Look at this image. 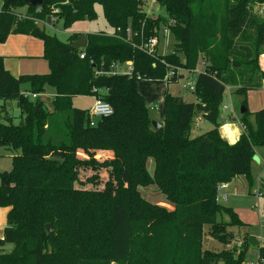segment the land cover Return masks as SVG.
I'll return each instance as SVG.
<instances>
[{
  "label": "trees",
  "instance_id": "16d2710c",
  "mask_svg": "<svg viewBox=\"0 0 264 264\" xmlns=\"http://www.w3.org/2000/svg\"><path fill=\"white\" fill-rule=\"evenodd\" d=\"M155 2L166 15L148 16L144 0H44L38 4L41 13L26 0L5 1L0 43L12 32L40 38L50 70L15 76L0 57V148L12 160L0 185V207L8 208L0 236V264H246L251 247L263 264L264 244L232 208L220 203L218 185L238 175L249 176L256 148L264 147V107L250 112L246 100V111L241 113L245 129L238 141L229 143L219 131L226 89L247 96L264 86L259 64L264 54V15L256 9L264 0ZM97 3L113 32L73 33L65 41L40 30L33 18L19 19L13 10L25 7L44 21L58 9L68 27L94 19ZM161 24L174 35L173 51L142 49L141 42L157 35ZM129 28L132 41L125 40ZM81 38L87 39V46L77 49L74 42ZM117 62H131L132 74H107ZM199 63L202 70L195 79L194 99L187 101L167 89L162 127L156 129L138 81L176 83L183 70L196 73ZM99 70L103 74H97ZM48 86L54 88L50 101L43 96ZM95 89L104 90L115 111L91 125L89 110L75 107L73 98L94 96ZM126 100L130 111L143 120L146 139H135L123 149L118 118L119 105ZM13 101L20 110L19 123L7 111ZM198 116L213 128L191 137ZM127 120L128 125H139L130 115ZM95 151H112L114 158L101 161ZM150 157L155 161L152 174L147 167ZM87 165L111 168L114 189L82 187L93 180L86 171H78ZM151 185L173 204L172 210L141 194L140 187ZM222 212L230 221L218 220ZM47 224L52 225L51 232ZM231 226L249 230L239 235V247ZM206 228L232 248H204ZM6 244L12 249L6 250Z\"/></svg>",
  "mask_w": 264,
  "mask_h": 264
},
{
  "label": "rangeland",
  "instance_id": "374dc122",
  "mask_svg": "<svg viewBox=\"0 0 264 264\" xmlns=\"http://www.w3.org/2000/svg\"><path fill=\"white\" fill-rule=\"evenodd\" d=\"M144 11L153 18H156L159 15H166L165 10L159 6L155 0H144ZM256 9L260 14L264 15V4L258 5ZM21 10H25V7ZM96 17L94 19H84L72 22L70 26L66 27L62 20H58L55 24L52 23L46 24V31L52 35H56L59 39L65 41L67 38L73 34H94L99 32H106L111 34L113 32L112 27H110L105 19L103 7L101 4H95ZM166 26L163 24L160 25L159 32L157 34L158 45L157 52L159 54H169L174 49L175 38L172 31L168 28L165 31ZM4 64V62H3ZM259 64L264 69V54L259 58ZM5 66V64H4ZM15 68V66L13 65ZM196 72L202 70V64L196 66ZM15 70H17L15 68ZM183 76L179 78L176 83H170V92L183 96L187 101L193 99V93L187 88L188 82L195 83V73L192 71L183 70ZM164 80H151V79H142L138 81L137 88L138 91L142 94L146 104L148 102L159 101V109H154V112H150V117L152 120H158L161 116L164 117L165 113V96L164 95ZM233 88H228L225 91V94L220 103V114L222 117H225L228 120V115H233L235 119L231 120L233 122V128L236 125H241V108L244 106V100H246V106L249 111L254 112L261 107H264V88L258 90H250L247 93V96L237 94L233 92ZM166 92V91H165ZM54 94V88L48 86L46 92L43 94L46 101H50L49 98H52ZM95 102V97L88 95H80L73 98V105L77 108L90 110L93 107ZM2 104V101H0ZM50 106V102H47ZM154 104V102L152 103ZM227 105L228 108L224 109L223 106ZM7 111L10 115L14 117V122H20V110L16 102L13 101L10 103V107L7 108ZM97 119V118H96ZM199 128L193 127L191 131V137H195L205 133L206 131L213 128V124L203 120ZM98 120V119H97ZM224 120H220L221 125ZM160 122V121H158ZM220 125V126H221ZM256 154L259 155L260 152H264V147H257L255 150ZM257 159L254 161L256 162ZM253 162L250 175H238L233 179V197H230L227 191L218 190V200L220 203L225 206L232 208L241 218V220L250 224V233L256 237L264 236V230L261 228L260 224L264 219V162L263 166H259L258 163ZM148 166L150 167V172L154 171V162L153 160L149 161ZM12 169V160L5 153L4 148H0V185L4 183L6 179L3 175L4 172H9ZM261 181H263L261 183ZM141 194L151 201L152 203L164 206L170 210L173 209V204L167 200L164 194H162L156 187V185H151L148 187H140ZM221 193V194H220ZM230 197V198H229ZM233 198V207L229 206ZM230 203V204H229ZM234 207H239L241 212H237ZM8 209L7 207H0V236L3 235L4 226L6 227L7 223ZM218 220H223L225 222L230 221V216L227 212H222L217 214ZM123 220L120 222L122 225ZM235 234L241 235L242 231L239 228L231 226L228 228ZM206 231L204 234V248L221 250L226 245L222 244L212 236H210ZM12 244H6L5 249H12ZM258 261V251L256 248L251 247L245 255V262L247 264L257 263Z\"/></svg>",
  "mask_w": 264,
  "mask_h": 264
},
{
  "label": "crops",
  "instance_id": "0c3cea01",
  "mask_svg": "<svg viewBox=\"0 0 264 264\" xmlns=\"http://www.w3.org/2000/svg\"><path fill=\"white\" fill-rule=\"evenodd\" d=\"M39 22L43 24V28L45 29L46 25L44 24L43 20L37 21L36 22L37 26ZM43 55H44L43 42L40 38L33 36V35L12 32L9 34V36L4 42L0 43V57H3L5 68L9 70L15 76H19L22 74L48 73L50 70L49 64L47 60L44 59ZM13 65L15 66L17 70H15ZM198 72L199 71L195 73V79H196ZM163 80L165 81L164 91H163L164 92L163 97H164L165 91H167V89L168 91H170V84H168L165 79ZM27 88L28 86H26L25 90ZM229 88H232V87H229ZM193 99H194V96H193ZM153 102L154 104H152ZM153 102L151 101L148 102V106H149V109L154 112L155 108L159 109V101L154 100ZM224 106L228 108L227 105H224ZM119 110H120V115H121L120 118H118V123H120L118 127L119 146L122 147L123 149L124 148L128 149L130 148L131 144L135 141V139H139L140 141L146 139L145 138V124L143 120H141L137 115L133 114L130 111L128 100H126V102L124 103V106H123V103L121 102V104L119 105ZM129 115L133 119H135L136 122L139 123L137 127H135L133 124L128 125L124 122V120H127V116ZM201 117L203 118V116L196 117L194 127L196 128L200 127V124L202 123ZM162 119H163V116H161V118L156 121L161 122ZM227 119L228 120H226L225 117L221 116V120H224V121L222 122V125L219 127V131H220L221 136L224 139H226L229 143L233 144L236 141H238V139L240 138V135L243 133V127L241 123L240 126L236 125L235 128H233V122H231V120L235 119L233 115H228ZM203 120L205 119L203 118ZM123 125L124 127H122ZM94 155H95V158L100 159L101 161H112L114 158V154L112 151H95ZM100 155L102 156L101 158L99 157ZM255 159H257L256 162L258 163V165L262 167L263 166L262 162H264V152H260L259 155L255 154L254 160ZM151 160H153L154 167H155V161L152 157H150L147 163L148 170L150 169L148 164H149V161ZM78 171H82V173L83 171H86V173L89 174L90 177H93V180L89 184H81L82 187L110 189V190L114 189L115 184H114L111 168H108V167L100 168L97 166L87 165V166H79ZM261 179L264 180L262 177ZM262 182L263 181H261V183ZM221 190L227 191L229 195L231 194L230 197H233V194H234L233 193V180L229 183H226V187ZM229 198H228V202H230ZM230 203H229L230 204L229 206L233 207V198ZM234 209L239 213L241 212L239 207H234ZM243 222L246 223L245 221ZM246 230H248V228L243 227L240 231L245 232Z\"/></svg>",
  "mask_w": 264,
  "mask_h": 264
},
{
  "label": "built area",
  "instance_id": "2783aa9c",
  "mask_svg": "<svg viewBox=\"0 0 264 264\" xmlns=\"http://www.w3.org/2000/svg\"><path fill=\"white\" fill-rule=\"evenodd\" d=\"M5 1L6 0H0V14L3 13L4 9H5ZM69 2V0H65V3ZM14 12L16 13V15L18 16L19 19H24V18H33L37 21H42L39 19H36V17H34V15H31L27 8H25V10H21V9H13ZM43 11L42 6L41 5H37L36 9H35V13H41ZM58 20H60L59 17V11L58 9H53L50 14L48 15V18L46 20H44V24H48V23H52L55 24ZM167 27L165 29V31H167ZM119 30V29H118ZM125 40L127 41H132V31L130 30V28L127 30V37L125 38ZM158 45V39H157V35H154L150 38H148V40L146 41H142L140 44V47L150 53H155L157 52L156 48ZM81 58L84 57V53H82ZM133 72V65L131 62H125V63H114L111 65L110 71L107 72V74H127V75H131ZM97 74H103L102 70L97 71ZM173 71L170 70L167 74V77H172L173 76ZM187 88L189 90H194V84L191 82H188L187 84ZM95 91L97 93H95V95L93 97H95V102L93 104V107L89 110V115L91 117V125H94L96 123V118L101 117V116H110L112 114H114V107L113 105L106 100L104 94V90L103 89H95ZM25 95H31L33 98L36 97V94H30L29 92H24ZM224 109H227L226 106L223 107ZM243 130L245 129V126H243ZM226 187V183H221L218 185V190L223 189ZM261 228L264 230V219L260 224ZM259 241L264 244V236H259L258 237ZM242 244V239L241 236L237 235V238L235 240V245L237 247L241 246ZM233 244H228L226 247L227 248H232ZM263 264L264 261L262 260ZM247 264V263H246ZM250 264H259V262L257 261V263H250Z\"/></svg>",
  "mask_w": 264,
  "mask_h": 264
},
{
  "label": "water",
  "instance_id": "95a60500",
  "mask_svg": "<svg viewBox=\"0 0 264 264\" xmlns=\"http://www.w3.org/2000/svg\"><path fill=\"white\" fill-rule=\"evenodd\" d=\"M26 2L30 5H38V4H42L44 2V0H26ZM38 26L41 30L44 29L43 24L41 22L38 23ZM86 46H87V39H85V38H81V39L74 42V47L77 49L85 48ZM245 111H246V108L244 106H242L241 113L243 114ZM152 123L156 129H160L162 127V124L155 121V120H153ZM52 160H55V159H52ZM52 229H53L52 225L47 224L48 232H51Z\"/></svg>",
  "mask_w": 264,
  "mask_h": 264
}]
</instances>
